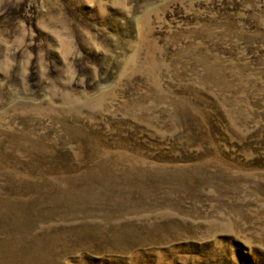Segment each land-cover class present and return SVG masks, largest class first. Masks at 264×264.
<instances>
[{"label":"rangeland","instance_id":"374dc122","mask_svg":"<svg viewBox=\"0 0 264 264\" xmlns=\"http://www.w3.org/2000/svg\"><path fill=\"white\" fill-rule=\"evenodd\" d=\"M0 264H264V0H0Z\"/></svg>","mask_w":264,"mask_h":264}]
</instances>
